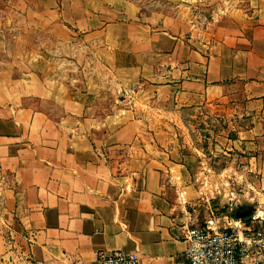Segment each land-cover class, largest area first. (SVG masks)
Here are the masks:
<instances>
[{
	"label": "crops",
	"instance_id": "crops-1",
	"mask_svg": "<svg viewBox=\"0 0 264 264\" xmlns=\"http://www.w3.org/2000/svg\"><path fill=\"white\" fill-rule=\"evenodd\" d=\"M6 1L0 264H92L100 250L135 252L141 264H188L192 192L181 184L190 175L159 136L164 106H203L234 117L231 145L249 170L258 162L264 173V0H184L194 3L199 20L162 29L132 8L122 12L130 18L114 21L108 18L114 10H92L86 0ZM42 32L55 46L81 41L110 54L118 89L138 83L155 117L146 121L131 107L95 110L96 87L68 89L33 71L36 58L24 54V41L16 60L6 56L10 38ZM257 208L254 214L264 212Z\"/></svg>",
	"mask_w": 264,
	"mask_h": 264
},
{
	"label": "rangeland",
	"instance_id": "rangeland-1",
	"mask_svg": "<svg viewBox=\"0 0 264 264\" xmlns=\"http://www.w3.org/2000/svg\"><path fill=\"white\" fill-rule=\"evenodd\" d=\"M86 2L92 10H114L108 16L114 21L130 18V12H122L132 8L146 22L152 18L159 20L156 26L158 29L164 28L167 22L194 25L195 21L199 20L198 9L190 7L194 3L184 0ZM7 3L6 0H0V12L6 11ZM17 33L18 31H15L14 36ZM10 40L13 41L10 42L7 57L14 58L22 54L23 49L18 45L24 41L27 44L24 54L30 55L31 59L36 58L31 65L33 71L57 79L68 89L83 91L96 90V87L99 93L93 103L95 110L107 114L111 107L126 110L137 108L140 118L149 121L155 117L154 108H151L152 100L138 83L130 82L126 90L118 89L121 82H114L113 73L116 71L111 63L115 60L102 48H88L81 41L73 48L55 46L50 35L44 32L28 34L18 41L11 38ZM4 58L6 57L0 56L2 68ZM115 59L118 61V57ZM164 107L168 113L161 117L164 128L159 136L164 141V147L175 148L190 175L181 186L189 188L192 192L186 206L193 220L192 226H201L211 216L219 219L222 225L224 217L230 216L234 219L236 206L251 207L250 216L259 206L264 210L262 168L256 162V168L249 170L250 165L246 157L231 145V140L238 130L237 120L229 114H218L215 109H204L203 106H182L179 103L167 102Z\"/></svg>",
	"mask_w": 264,
	"mask_h": 264
},
{
	"label": "built area",
	"instance_id": "built-area-1",
	"mask_svg": "<svg viewBox=\"0 0 264 264\" xmlns=\"http://www.w3.org/2000/svg\"><path fill=\"white\" fill-rule=\"evenodd\" d=\"M210 217L188 229L184 258L188 264H264V212L247 219ZM227 226H226V225ZM92 264H141L135 252L100 250Z\"/></svg>",
	"mask_w": 264,
	"mask_h": 264
},
{
	"label": "water",
	"instance_id": "water-1",
	"mask_svg": "<svg viewBox=\"0 0 264 264\" xmlns=\"http://www.w3.org/2000/svg\"><path fill=\"white\" fill-rule=\"evenodd\" d=\"M252 212V208L246 205L236 206L234 211V219L242 220L249 217Z\"/></svg>",
	"mask_w": 264,
	"mask_h": 264
}]
</instances>
